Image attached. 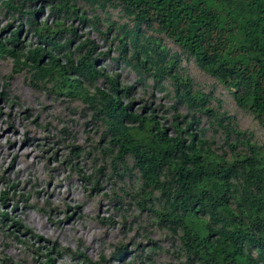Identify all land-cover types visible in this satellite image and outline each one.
<instances>
[{"label": "trees", "instance_id": "obj_1", "mask_svg": "<svg viewBox=\"0 0 264 264\" xmlns=\"http://www.w3.org/2000/svg\"><path fill=\"white\" fill-rule=\"evenodd\" d=\"M99 12L114 31L115 58L78 35L77 25H89L106 42ZM0 13L19 23L0 40L8 81L20 75L45 101L89 116L79 157L91 172L81 179L112 205L105 221L128 227L121 234L129 242L111 243L109 260L66 249L69 256L84 264L123 255L134 264H159L160 256L170 264H264V0H0ZM23 26L35 39L25 46ZM104 62L133 72L142 96L130 98L133 85ZM194 72L223 95L207 94ZM153 90L168 103L150 106Z\"/></svg>", "mask_w": 264, "mask_h": 264}, {"label": "rangeland", "instance_id": "obj_2", "mask_svg": "<svg viewBox=\"0 0 264 264\" xmlns=\"http://www.w3.org/2000/svg\"><path fill=\"white\" fill-rule=\"evenodd\" d=\"M48 11L43 8L38 21L42 22ZM109 13L118 16L112 11ZM106 17V13L99 12L105 43L89 25H77L78 35L93 40L98 51L112 50L115 58V35L114 31L107 33ZM115 21L121 25L125 19L119 17ZM8 22L0 13V40L19 24ZM19 39L23 46L35 40L27 26L22 27ZM9 60L0 59V264H84L82 258H73L68 252L83 253L91 262L100 255L109 260L111 243L129 242L121 234L128 227L105 221L112 205L94 195L92 185L81 179L91 172L90 164L79 157L80 147L91 131L89 116L82 115L78 105L45 101L42 93L26 85L20 75L8 81ZM102 67L117 75L122 84L133 85L130 98L142 96L144 87L137 83L133 72L106 62ZM192 75L201 87H208L207 94L223 95L212 91L211 83L197 72ZM152 92L154 95L146 100L150 106L168 103L161 93ZM224 102L231 106L228 95L224 96ZM242 122L246 126L250 123L248 119ZM73 151L78 156L71 155ZM99 183L100 192L108 193L110 187L102 181ZM2 194H5L4 200ZM124 200L129 201L127 197ZM12 221L20 228L13 226ZM130 237L135 243L142 238L135 237L134 232ZM112 258V264H134L130 255ZM166 258L160 256L159 264L165 260L170 264L172 258Z\"/></svg>", "mask_w": 264, "mask_h": 264}]
</instances>
